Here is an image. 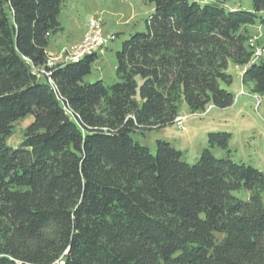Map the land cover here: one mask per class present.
Wrapping results in <instances>:
<instances>
[{
  "label": "trees",
  "instance_id": "trees-1",
  "mask_svg": "<svg viewBox=\"0 0 264 264\" xmlns=\"http://www.w3.org/2000/svg\"><path fill=\"white\" fill-rule=\"evenodd\" d=\"M64 2L0 0V264H264V171L231 158V133L209 132L194 163L132 136L176 124L183 101L232 106L230 63L264 95L249 31L264 28V0H149L111 84L86 80L102 53L48 65Z\"/></svg>",
  "mask_w": 264,
  "mask_h": 264
},
{
  "label": "rangeland",
  "instance_id": "rangeland-1",
  "mask_svg": "<svg viewBox=\"0 0 264 264\" xmlns=\"http://www.w3.org/2000/svg\"><path fill=\"white\" fill-rule=\"evenodd\" d=\"M224 1L230 8L252 9V0H198ZM154 10L149 0H65L59 20L63 31L52 35L48 47L49 55L55 64L68 60L67 49L79 44L87 31L89 20L94 17L101 23V31L108 38L104 53L94 62L93 69L86 76L88 81L103 79L111 84L117 80L116 51L121 49L124 40L135 32L146 31V20ZM251 43L256 53L264 48V28L256 24L250 26ZM110 37V38H109ZM75 41V42H74ZM74 42V43H72ZM243 66L230 63L228 72L233 76L230 85L222 84L235 95L232 106L221 109L209 105L203 112H191L187 103L182 102L180 117H184L182 127L169 125L160 130L145 133L136 132L132 136L136 141L156 151L158 139L170 141L176 148L184 151L185 159L194 163L201 151L208 147L207 134L224 131L232 134L229 147L231 158L264 171V95L251 91L242 82ZM245 92L240 94L241 90ZM261 98L258 100L257 97ZM260 103L258 104V102ZM33 121L27 116L14 123L8 144L17 147L24 137L26 128ZM213 152L224 156L225 152L216 147ZM236 194L247 199L245 190Z\"/></svg>",
  "mask_w": 264,
  "mask_h": 264
},
{
  "label": "built area",
  "instance_id": "built-area-1",
  "mask_svg": "<svg viewBox=\"0 0 264 264\" xmlns=\"http://www.w3.org/2000/svg\"><path fill=\"white\" fill-rule=\"evenodd\" d=\"M110 38V37H109ZM108 38L104 37L102 31H101V23L98 19L92 17L89 20L87 31L84 35L83 40L75 45L73 48L67 49L66 57L68 58L67 61H77L80 58H83L84 56L95 54V53H104L106 45L108 43ZM258 52L257 54H259ZM66 61V62H67ZM48 65L53 66L55 65L54 60L50 58L48 60ZM245 91L242 89L240 91V94H243ZM258 100H261L260 96L257 97ZM260 101L258 102V104ZM184 117L178 116L176 118V124H178V127H182Z\"/></svg>",
  "mask_w": 264,
  "mask_h": 264
},
{
  "label": "crops",
  "instance_id": "crops-1",
  "mask_svg": "<svg viewBox=\"0 0 264 264\" xmlns=\"http://www.w3.org/2000/svg\"><path fill=\"white\" fill-rule=\"evenodd\" d=\"M75 42V41H74ZM74 42H72V43H74ZM48 52H50L49 50H48Z\"/></svg>",
  "mask_w": 264,
  "mask_h": 264
}]
</instances>
